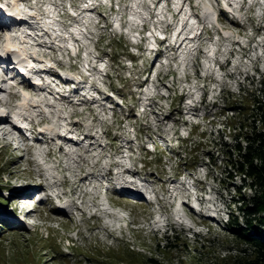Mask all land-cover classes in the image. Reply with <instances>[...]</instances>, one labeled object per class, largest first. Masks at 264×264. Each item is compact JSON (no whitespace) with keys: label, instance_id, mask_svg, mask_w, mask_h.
<instances>
[{"label":"rangeland","instance_id":"374dc122","mask_svg":"<svg viewBox=\"0 0 264 264\" xmlns=\"http://www.w3.org/2000/svg\"><path fill=\"white\" fill-rule=\"evenodd\" d=\"M93 1L2 2L9 11L21 7L32 24H22L18 37L11 32L8 34V30L0 33L11 37L0 42V55L13 57L15 53L13 59L17 55L24 64L27 60L23 61L22 55L35 58L37 51L48 52L56 64L62 65L64 77L59 79L61 84L51 78L46 79V83L52 81L54 86L66 89L65 76L76 77L87 86L85 100L93 99V103L71 104L64 111V106H53L41 97L40 94H48L57 101L51 89H40L37 90L39 95L29 92L28 100L19 99L14 106L15 109L18 106L15 116L25 114L31 118L38 114L32 125L40 120L47 121V130L54 132L57 139L58 133L63 132L70 133L78 142H71V153L64 155L63 151L58 153L56 147L52 149L57 140L49 138L47 157L43 154L33 159L29 153L8 145L0 132V264H193L190 253H198L202 258L198 264L218 261L224 264V256L239 254V248H250L237 243L226 228L227 221L234 216L243 225L240 200L251 196L255 189L239 171V156L230 155L221 143L223 140L235 143V135L246 130L242 122L248 117L242 118L241 112L245 110L241 108L258 100L264 103V39L257 41L254 37L251 40L250 35L246 38L248 34L244 28L247 21L251 26L264 24V0L235 1L239 6L232 0H195L197 7L188 0H178V14L171 9L172 0H126L119 6L116 5L119 0H103L105 6L101 9L106 12V18L93 9ZM111 1L116 11L113 19L109 13ZM257 10L261 19L255 17ZM71 12L76 17L70 16ZM100 16L104 20L97 25ZM106 21L112 22L107 29L103 28ZM204 21L212 27L210 35L218 36L210 38L205 34L200 40H182V44L190 45L182 47L183 54L188 55L180 62L174 52L163 54L161 62L156 58L157 51L152 47L166 48L168 45L156 38L163 29L173 30L170 28L173 25L177 34L179 27L186 25L187 31L194 23L196 31H200ZM143 23L154 27L152 40H141L139 29ZM91 29L97 33H92ZM81 42L85 57L82 63L71 58L67 50V46H71L72 52L78 54ZM13 46H19V51H10ZM55 47L67 52L58 53L61 62L56 61ZM98 55L100 58L96 62ZM173 57L174 64L170 62ZM96 64L101 70L93 66ZM89 67L93 70L90 69L91 75L87 76L82 69ZM110 68L113 75L106 77V70ZM144 71L146 73L141 75ZM234 71H241V77ZM148 72L149 81L141 86ZM167 73L169 75L165 76ZM246 74L250 79H245ZM204 79L208 80V85L212 84L207 91L201 88ZM45 87L50 86L46 84ZM107 91L111 99L106 98ZM144 91L161 98L156 100V106L161 109L149 106L152 101L146 98L148 93ZM202 94L205 104L199 106L196 100ZM181 95L198 108H188L187 100L181 103ZM37 103L39 106H33ZM87 106L90 108L85 109ZM4 110L11 108L0 103V112ZM42 111L49 112L48 116ZM188 118L195 123L186 122ZM139 129L166 136L162 143L169 153L150 151L145 166L134 159L140 152L144 153ZM192 131L185 141L184 136ZM192 147L196 150L189 155L186 151ZM132 162L137 169L133 172L124 166ZM117 170V176L106 175ZM203 172L209 174L210 184L198 179L194 183L190 179L196 175L206 178ZM132 178L145 188L144 196L132 192L141 191ZM183 180L189 182L185 184ZM29 184L40 188L38 190L42 188L45 193L50 192L54 200L57 199L54 203L47 196L43 201L44 209L31 214L37 218L35 222L39 221L37 223L44 227L27 226L17 221L16 192ZM102 189L110 194L102 195ZM118 191L138 197L140 202L119 198L122 194ZM111 192L118 195L112 197ZM57 204L67 212L55 210ZM129 220L132 224L141 222L140 229H134ZM123 223L127 225L126 231L115 233L114 227ZM167 223L168 233L164 231ZM228 237L231 239L226 242ZM204 243L213 244V247L204 249Z\"/></svg>","mask_w":264,"mask_h":264},{"label":"trees","instance_id":"16d2710c","mask_svg":"<svg viewBox=\"0 0 264 264\" xmlns=\"http://www.w3.org/2000/svg\"><path fill=\"white\" fill-rule=\"evenodd\" d=\"M262 95L264 97V88ZM234 108L238 110V107ZM241 109L245 110L241 112L242 118L248 117L244 123L242 122L246 130L240 135L237 134L239 136L235 135V143L223 140L221 145L230 155L239 156L237 159L239 171L245 180L251 181L249 185L255 189V192L240 200L243 204L241 207L243 225L239 222V218L234 216L228 220L226 229L237 243L246 244L250 248H239V254L224 256L222 262L224 264H264V103L258 100ZM241 141H245L246 146ZM195 150L196 147H192L186 152L191 155ZM230 239V237L226 238V242ZM206 242L209 241L206 240ZM207 244H203L204 249L213 247V244ZM190 256L193 264L194 262L198 264L202 260L198 253H190ZM218 263L219 261L214 264Z\"/></svg>","mask_w":264,"mask_h":264},{"label":"bare ground","instance_id":"6f19581e","mask_svg":"<svg viewBox=\"0 0 264 264\" xmlns=\"http://www.w3.org/2000/svg\"><path fill=\"white\" fill-rule=\"evenodd\" d=\"M180 3H182V2H180ZM13 8H15V7H13ZM230 14V13H229ZM50 16V15H49ZM222 19V18H221ZM22 24L23 23H20V26H21V28L23 27L22 26ZM193 24V23H192ZM187 26L185 25V26H182V27H179L178 28V31H177V34H175V38H173V39H177V38H179V37H181V39L180 40H188V36H186L187 35V32H186V30H185V28H186ZM230 28V27H229ZM193 30V35H192V37L194 36V34H195V31H196V26L193 24L192 26H190V28L188 29V30ZM8 34H10V32L8 33ZM8 34H6V37L4 36V34H3V39H8L9 37L7 36ZM13 35V34H12ZM11 35V36H12ZM2 36V35H1ZM191 37V38H192ZM196 37V36H195ZM194 37V38H195ZM11 38V37H10ZM9 38V39H10ZM79 39V38H78ZM190 40V39H189ZM195 40V39H194ZM8 41V40H7ZM192 41V40H191ZM189 42V41H188ZM195 45V44H194ZM194 45H192V46H194ZM149 50V49H148ZM188 53H189V51H188ZM14 54L15 53H13L12 55H13V57H14ZM186 54V53H185ZM188 55V54H187ZM4 56V55H3ZM19 56V55H18ZM12 57V58H13ZM187 57V56H186ZM16 58H17V60L19 61L20 59L17 57V55H16ZM16 58H14V59H16ZM188 59V58H187ZM186 59V60H187ZM184 60V59H183ZM21 61V60H20ZM23 70V72L25 73V74H28L29 72H27L26 70H24V69H22ZM32 70V69H31ZM41 88V90H43L44 88L42 87V86H40ZM26 90H29L30 88H25ZM45 89H46V87H45ZM29 93H27V94H23V96H22V98L21 99H26V100H28V98H29V95H28ZM40 94V93H39ZM38 94V95H39ZM42 95V94H41ZM62 96H64V95H62ZM26 100H24L25 102H27ZM50 102L55 106V105H63L62 104V102H57L56 100H54V99H51L50 98ZM0 103L1 104H6L7 105V103H8V100L7 99H5V98H3V99H0ZM25 104V103H24ZM18 107V106H17ZM64 111H65V109H64ZM42 112H44V111H42ZM3 116H0V125H2V126H6L7 124H6V122H4V120H7V118H2ZM1 133H3V135H4V137H7V136H11L12 135V131H9V130H7L5 127L4 128H2L1 129ZM8 145H10V143H8ZM61 151H65L66 153H67V149H66V146L63 144V146L61 147ZM69 153H71V152H68L67 154H69ZM130 168H128V167H126V170H129ZM130 171V170H129ZM139 187V189L141 188V186H138ZM29 190L28 191V194H34V193H36L37 192V188L35 187V186H33V184H29V185H27V186H24L22 189H25L24 191H27V189ZM38 193V192H37ZM23 194H27V192H24ZM53 196V198H52V196ZM51 195H49L48 197H49V201H54V195L53 194H51ZM51 199V200H50ZM127 199H131L132 200V198H127ZM135 202H140L139 200H137V199H133ZM38 206V205H37ZM58 209V211H60V212H67V210H64V209H60L59 207L57 208V207H55V210H57ZM18 221V220H17ZM109 227H107V229H108Z\"/></svg>","mask_w":264,"mask_h":264},{"label":"clouds","instance_id":"9594fccd","mask_svg":"<svg viewBox=\"0 0 264 264\" xmlns=\"http://www.w3.org/2000/svg\"><path fill=\"white\" fill-rule=\"evenodd\" d=\"M36 220H37V219H36ZM37 222L39 223V221H36V223H37ZM227 222H228V221H227ZM38 223H37V225H36L35 227H44V225L41 226V224H38Z\"/></svg>","mask_w":264,"mask_h":264}]
</instances>
